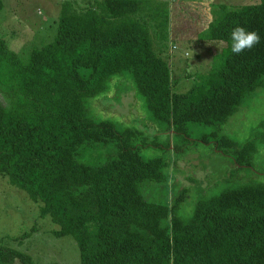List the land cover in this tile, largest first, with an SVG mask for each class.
<instances>
[{
    "label": "trees",
    "instance_id": "obj_1",
    "mask_svg": "<svg viewBox=\"0 0 264 264\" xmlns=\"http://www.w3.org/2000/svg\"><path fill=\"white\" fill-rule=\"evenodd\" d=\"M3 6L0 0V15ZM223 8L203 34L226 42L228 54L184 92L174 90L168 59V0H90L84 7L67 0L55 37L28 58L0 38V175L41 203L40 215L59 226L57 236L76 238L80 264H264V183L212 196H190L178 186L172 198L165 191V203L150 200L145 188L171 178L166 159L142 153L149 144L143 130L99 120L87 103L129 71L163 129L158 133L183 134L190 122L225 123L262 84L264 0ZM166 139L152 147L167 152ZM95 145L103 159L85 162ZM255 146L224 137L216 144L217 152L229 148L223 154L237 169L264 174L254 171ZM29 234L14 239L22 243ZM18 261L34 264L29 253L0 247V264Z\"/></svg>",
    "mask_w": 264,
    "mask_h": 264
},
{
    "label": "rangeland",
    "instance_id": "obj_2",
    "mask_svg": "<svg viewBox=\"0 0 264 264\" xmlns=\"http://www.w3.org/2000/svg\"><path fill=\"white\" fill-rule=\"evenodd\" d=\"M2 1L0 38H5L13 50L28 58L31 50L55 37L61 6L67 0ZM73 1L77 6L84 7L90 0ZM168 1L171 15L168 59L174 90L184 92L200 82L214 64L216 67L221 64L228 54L226 42H211L203 34L209 23L222 15L223 6L233 9L260 0ZM193 2H199L200 9ZM191 13L200 19V23H193L196 19L191 17ZM83 70L86 74L90 72V69ZM87 103L99 120H112L119 129L137 126L143 130L149 144L142 153L167 160L171 178L164 186L145 188L150 200L165 203L168 201L165 191L172 198V191L178 190V186L189 188L190 196L201 194L203 190L206 196H212L244 183H264V174L237 169L230 155L223 154L225 147L220 148L221 152H217L216 148L217 141L223 137L231 138L239 145L253 140L256 145L252 163L254 171L264 172V76L262 84L244 97L235 114L225 123L190 122L183 134H176L173 130L157 132L159 125L153 122L150 111L136 95L129 71L112 77L109 92L88 98ZM155 136L157 141H153ZM159 138L161 145L166 143V138L170 140L167 152L160 147H152ZM228 149L225 148V151ZM103 152L100 145H95L84 154V161L99 163L104 157ZM40 205L30 199L24 190L12 185L7 177L0 175V247L10 244L25 251L33 257L34 264H80L76 238L73 235L57 236L54 230L59 226L49 216L40 215ZM25 232L30 234L22 243L14 239ZM15 264L21 263L18 261Z\"/></svg>",
    "mask_w": 264,
    "mask_h": 264
},
{
    "label": "crops",
    "instance_id": "obj_3",
    "mask_svg": "<svg viewBox=\"0 0 264 264\" xmlns=\"http://www.w3.org/2000/svg\"><path fill=\"white\" fill-rule=\"evenodd\" d=\"M209 4H211V3H209ZM193 23L198 24L199 23V19L195 20V22H193Z\"/></svg>",
    "mask_w": 264,
    "mask_h": 264
}]
</instances>
